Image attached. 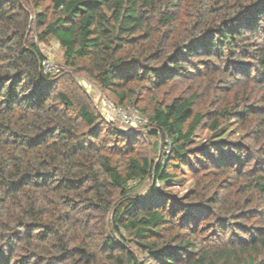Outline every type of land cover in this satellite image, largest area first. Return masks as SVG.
Masks as SVG:
<instances>
[{
	"label": "trees",
	"instance_id": "obj_1",
	"mask_svg": "<svg viewBox=\"0 0 264 264\" xmlns=\"http://www.w3.org/2000/svg\"><path fill=\"white\" fill-rule=\"evenodd\" d=\"M0 264H264V0H0Z\"/></svg>",
	"mask_w": 264,
	"mask_h": 264
},
{
	"label": "rangeland",
	"instance_id": "obj_2",
	"mask_svg": "<svg viewBox=\"0 0 264 264\" xmlns=\"http://www.w3.org/2000/svg\"><path fill=\"white\" fill-rule=\"evenodd\" d=\"M55 41H53L52 39L48 40V42L46 43H41L39 42V48L41 50V52L43 54H46L47 56L50 57V59H52L53 62H55L58 65H62V55H61V50H59L58 46L55 45ZM58 44V43H57ZM76 81L81 84L86 90L87 92L91 95V97L93 98V100H95V102L97 103V105H101V96H108L110 98H113L111 95L106 94L104 92H101L98 87L90 80L88 79L86 76H84L83 74H78L75 76ZM200 80H203L205 78L201 77L199 78ZM202 89H204V82L202 83ZM203 97V95H202ZM144 128H139L137 127V129H140L141 131H143V134H146V130H145V126H143ZM136 128V127H134ZM130 130V129H128ZM145 132V133H144ZM206 135V132H203L201 136H199L198 138H202ZM237 135H232L231 138H236ZM156 138L152 137V136H146V143H145V148L148 147V143H153L154 140ZM158 140V139H157ZM200 143H198L199 145ZM161 149H162V145H160ZM147 185H149V182H145L142 186H140L138 188V192L143 193L144 190L146 189ZM158 187L162 190H166V191H170L175 195L178 196H184L192 187V177L190 174H186L185 176V180L182 183H164L161 182L160 184H158Z\"/></svg>",
	"mask_w": 264,
	"mask_h": 264
},
{
	"label": "built area",
	"instance_id": "obj_3",
	"mask_svg": "<svg viewBox=\"0 0 264 264\" xmlns=\"http://www.w3.org/2000/svg\"><path fill=\"white\" fill-rule=\"evenodd\" d=\"M39 64L43 73L54 75L62 70V66L53 62L46 54H43L40 58ZM100 100L101 105L96 103V106L106 121L113 122L124 129L144 128L147 117L137 106L133 104H118L104 95L101 96Z\"/></svg>",
	"mask_w": 264,
	"mask_h": 264
},
{
	"label": "crops",
	"instance_id": "obj_4",
	"mask_svg": "<svg viewBox=\"0 0 264 264\" xmlns=\"http://www.w3.org/2000/svg\"><path fill=\"white\" fill-rule=\"evenodd\" d=\"M55 45H57V46H58V44H57V43H55Z\"/></svg>",
	"mask_w": 264,
	"mask_h": 264
}]
</instances>
